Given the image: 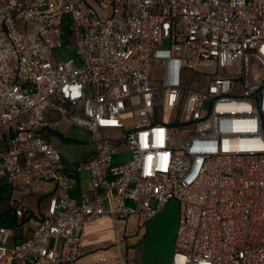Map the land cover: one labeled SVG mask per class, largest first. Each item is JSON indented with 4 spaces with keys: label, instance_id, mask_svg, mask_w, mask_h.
I'll use <instances>...</instances> for the list:
<instances>
[{
    "label": "built area",
    "instance_id": "2783aa9c",
    "mask_svg": "<svg viewBox=\"0 0 264 264\" xmlns=\"http://www.w3.org/2000/svg\"><path fill=\"white\" fill-rule=\"evenodd\" d=\"M73 37L80 64L55 56ZM61 122L96 135L85 164L47 139ZM3 189L29 228L11 245L0 214V264H139L129 238L171 201L170 264H264V0H0ZM95 221L114 238L84 244Z\"/></svg>",
    "mask_w": 264,
    "mask_h": 264
},
{
    "label": "rangeland",
    "instance_id": "374dc122",
    "mask_svg": "<svg viewBox=\"0 0 264 264\" xmlns=\"http://www.w3.org/2000/svg\"><path fill=\"white\" fill-rule=\"evenodd\" d=\"M67 44V42H65ZM166 44V43H165ZM77 46L76 38L71 39V45L67 49H61L55 52V56L60 61H67L68 59H77ZM78 63L80 61L77 59ZM160 73L159 69L154 68L153 75L158 76ZM55 129L54 132L49 133L46 131L47 139L52 143V145L60 152L63 158V164L66 168L71 169L77 164H85L95 151L96 146V135L72 125L68 122H61L60 124L52 125ZM109 136L110 134H106ZM132 158V152L128 149L120 150L113 157V162L115 165L124 164L129 162ZM80 178V180H79ZM71 185L73 190L78 186L79 182L82 186V190L86 191L88 188L89 172L82 169L79 177L74 173L70 174ZM77 188H75L76 190ZM43 192L36 195H30L27 197L28 206L32 211L39 208L40 201L44 198V194L49 191L48 186H43ZM10 194L9 189H3L0 191V210L5 209L4 214L1 216V226L5 229L16 231L17 238L24 237L28 231V222L22 223V219H17L15 213L10 211L7 205V197ZM88 231L84 236V244H99L112 240L114 238V230L110 225L103 221L91 222L87 225ZM144 234L140 239H134L135 237L129 238V255H135L140 247L141 241L144 238ZM117 251L114 249L110 250H98L96 253H91L86 258L87 260H98L101 258H117Z\"/></svg>",
    "mask_w": 264,
    "mask_h": 264
},
{
    "label": "water",
    "instance_id": "95a60500",
    "mask_svg": "<svg viewBox=\"0 0 264 264\" xmlns=\"http://www.w3.org/2000/svg\"><path fill=\"white\" fill-rule=\"evenodd\" d=\"M179 224V204L169 202L147 225L136 253L139 264H170Z\"/></svg>",
    "mask_w": 264,
    "mask_h": 264
},
{
    "label": "crops",
    "instance_id": "0c3cea01",
    "mask_svg": "<svg viewBox=\"0 0 264 264\" xmlns=\"http://www.w3.org/2000/svg\"><path fill=\"white\" fill-rule=\"evenodd\" d=\"M46 186H48V189H49V190L52 188V185H46ZM75 188H77V189L75 190ZM75 188H74V190L72 191V195H73L75 198L78 199L79 191L82 190V186H81L80 182H79L78 186H76ZM87 189H88V188H87ZM4 212H5V209H4V208H3L2 210H0V214H4ZM25 237H26V235H25L24 237H21V238H16L15 240H14V239H13V240H10V244L12 245L13 243H15V241H16V242H17V241L19 242V241L23 240Z\"/></svg>",
    "mask_w": 264,
    "mask_h": 264
}]
</instances>
